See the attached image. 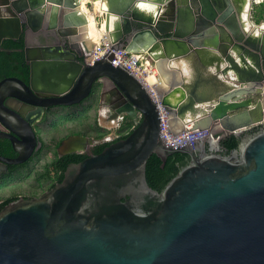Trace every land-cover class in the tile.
<instances>
[{
	"label": "water",
	"instance_id": "1",
	"mask_svg": "<svg viewBox=\"0 0 264 264\" xmlns=\"http://www.w3.org/2000/svg\"><path fill=\"white\" fill-rule=\"evenodd\" d=\"M106 3L102 20L109 49L87 59L93 46L76 39L80 46L72 49L66 42L87 23L78 0H0V42L26 27L43 33L39 59L26 56L27 78L0 80V107L17 116L31 138L21 153L24 135L0 111V122L10 130L0 137L20 150L12 158L0 155V163L25 160L36 142L34 119L7 105L8 97L32 106L73 104L95 82L110 81L120 100L107 103L109 110L133 121L140 113L125 136L70 163L44 194L10 200L0 209V264H264V35L259 40L246 33L252 1L241 9L244 17L232 0ZM212 47L218 51L203 59ZM118 48L159 60L199 56L205 69L170 89L149 88L112 63ZM36 96L51 101L41 104ZM161 111L171 131V119L183 116L193 119L190 128L234 133L240 142L228 153L208 135L167 145ZM255 122L260 123L250 127ZM178 151L189 155L188 163L162 190L150 186L149 156L155 153L163 165Z\"/></svg>",
	"mask_w": 264,
	"mask_h": 264
},
{
	"label": "flooded vegetation",
	"instance_id": "2",
	"mask_svg": "<svg viewBox=\"0 0 264 264\" xmlns=\"http://www.w3.org/2000/svg\"><path fill=\"white\" fill-rule=\"evenodd\" d=\"M39 31L40 30H33L30 27H26L18 32H13L12 37H6L1 40L0 80L9 75H17L24 79L27 78L29 61L26 59V56L39 59L38 56L42 53L39 45L42 43L43 33ZM72 37L71 40H66V42L71 44L72 49H78L80 45L74 43L76 38L75 36ZM7 41L10 42V45H6ZM25 47H27V49ZM2 56L4 57V61L5 59L6 61L5 64L1 65ZM4 61H2V63H4ZM39 67L38 65V68ZM36 74L39 77L41 74L40 70H38ZM96 85L98 86L97 89ZM89 97L92 98V104L97 98L95 102L98 118L96 124L99 125V127H109L111 125L110 127L113 128V131H110L108 134L95 133L89 135L87 133V128H81L66 131L62 135H57L56 138L54 136H52L53 138L49 137V130L51 128L54 130V124L56 120H59L58 115L60 114V110L81 103ZM33 99L39 100L41 104L51 101V98L48 99L47 97L38 98L36 96ZM119 100L118 92L110 81H107L104 85L95 82L90 94L84 97L80 102L73 104H52L46 107L43 105L32 106L20 99L13 97L6 98L7 105L19 110L22 114L29 115L31 119H34L31 126L36 136V142L25 160L17 163H7V166L0 163V176L5 173H10V176L5 175V177L2 178L4 180L9 179L8 177L16 179L20 186L19 191H14L12 194L4 197L0 200V203L4 202L5 205L10 200L19 197L33 198L44 194L63 179L65 169L70 163L79 162L89 155L98 153L108 144L125 136V134H127L140 120V113L138 114V121H133L127 118L126 114L117 113L116 108L112 110L108 108L111 114L107 112L106 116H102L100 112L102 105L108 106L107 103L111 102V104H113ZM43 107L44 111H42ZM0 111L8 117L13 126L15 125L23 133L24 136L20 139L18 147L21 148V153H25L28 151L27 147L31 142L28 130L24 125L19 124L18 117L8 108L0 107ZM101 118L104 122L109 123V125L101 124L99 122ZM121 130H123V132ZM0 132L10 133V130L0 122ZM52 133H55V131ZM79 135L96 139L97 142L89 143L80 141V139L77 138H71L72 136ZM51 138L53 142L49 141ZM51 147L52 149H50ZM19 153L20 150L13 147L9 138L0 137V155L12 158Z\"/></svg>",
	"mask_w": 264,
	"mask_h": 264
},
{
	"label": "built area",
	"instance_id": "3",
	"mask_svg": "<svg viewBox=\"0 0 264 264\" xmlns=\"http://www.w3.org/2000/svg\"><path fill=\"white\" fill-rule=\"evenodd\" d=\"M98 0H89L84 2L92 3V12L94 17L99 15L102 17L103 10H99V7L95 4ZM90 10V9H89ZM103 21L99 22L100 27H102ZM98 24V22H97ZM110 41L104 32L100 37L98 42L93 45V51L87 59H93L101 56L105 51L109 49ZM114 57L111 60L113 64H122L125 66L130 72L137 75L142 82L149 88H153L156 85V81L153 83L146 82L143 79V74L158 75L156 67L153 64L151 57L144 51H129L125 48L113 49ZM260 122H255L250 125L254 126L259 124ZM160 134L167 145L177 146L186 143H194L198 138L209 136L211 140H218L223 136V133L220 131L209 132L207 129H199V128H183L177 131H171L168 125V119L165 115L164 111H161V122H160Z\"/></svg>",
	"mask_w": 264,
	"mask_h": 264
},
{
	"label": "crops",
	"instance_id": "4",
	"mask_svg": "<svg viewBox=\"0 0 264 264\" xmlns=\"http://www.w3.org/2000/svg\"><path fill=\"white\" fill-rule=\"evenodd\" d=\"M89 1V0H87ZM249 0H232L235 9H238L239 14H242L244 17V13H241V9L243 8L244 4L248 2ZM252 1V9L250 13V18L244 21V27L247 30L246 33L250 34V36H257V38L260 40L262 35H264V28H259L254 25V23H261L264 22V18H261L258 20V17L260 16V13L256 12L255 6L259 5L263 0H250ZM97 5V4H96ZM81 14H83L86 18L87 15L84 14L82 11H80ZM239 16V15H238ZM239 18V17H238ZM103 21V20H102ZM264 25V24H262ZM264 27V26H263ZM77 29V27H75ZM82 32L79 33L78 38L76 39L80 40L81 43H83L82 38ZM85 44V43H83ZM95 43H93L94 45ZM92 45V46H93ZM215 51H218L217 48L212 47V49H208L201 57L205 59L206 57H209L214 54ZM154 66L156 67L159 81L165 76L166 79V85L163 86L165 89H170V85L173 84L177 85L180 82H183L187 79L194 78V75L197 74L199 70H204V63L203 60L199 58V56H195L193 59L191 58H184V57H175V58H165L163 60L159 59H153ZM211 70L214 69V66H208ZM221 74V73H220ZM161 77V78H160ZM159 85V83L156 82V86ZM155 86V87H156ZM108 110V106L102 105L100 108V112L102 116H106ZM263 112L264 115V104L261 106L260 112ZM193 122V119H190L188 117L183 116H177L175 119H171L170 125L173 130L177 131L179 129L187 128L191 125ZM216 129L219 128V124H215L214 126Z\"/></svg>",
	"mask_w": 264,
	"mask_h": 264
},
{
	"label": "rangeland",
	"instance_id": "5",
	"mask_svg": "<svg viewBox=\"0 0 264 264\" xmlns=\"http://www.w3.org/2000/svg\"><path fill=\"white\" fill-rule=\"evenodd\" d=\"M86 6L90 9V11H92L93 5L91 2L87 3ZM95 19H97V22H98L97 25L100 27L99 22L102 21V17L97 15V17H95ZM102 25H103V23H102ZM103 33H104V29H103ZM83 43H84V40H83ZM97 88H98V86L96 85V89ZM96 100H97V98L94 100V103L92 104L91 103L92 98L89 97L81 103H77V104H74L72 106H68V107L60 110V114L58 115L59 120H56V122L54 124L55 129L53 130L51 128L49 130V132H50L49 137L54 136L56 138L57 135H62L66 131H71L74 129H81V128H83V129L87 128V133L89 135H92L95 133H97V134L98 133L108 134V133H110V131H113V128L110 127L111 125L109 127L108 126L99 127V125L96 124L97 120H98L97 110H96V105H95ZM88 106H89V108H88ZM99 122L101 124L109 125V123L104 122L102 118L100 119ZM53 131H55V133H52ZM121 131L123 132V130H121ZM52 138H51V140H49L50 142H53ZM50 149H52V147ZM9 174L5 173L4 175L0 176V200L6 196L12 194L14 191H19L20 186H19L16 179H11V177H8L9 179L4 180L2 178V177H5V175H9Z\"/></svg>",
	"mask_w": 264,
	"mask_h": 264
},
{
	"label": "trees",
	"instance_id": "6",
	"mask_svg": "<svg viewBox=\"0 0 264 264\" xmlns=\"http://www.w3.org/2000/svg\"><path fill=\"white\" fill-rule=\"evenodd\" d=\"M256 12L260 13L258 20L264 18V0L257 6H255ZM6 45H10L7 41ZM4 61V57H1ZM1 65L5 64L2 63ZM27 70V69H26ZM28 73V72H27ZM126 135V134H125ZM240 142V135L234 133L223 135L220 138V144L222 151L228 153L231 149L236 148ZM189 155L186 152L178 151L170 154L165 163L161 165V159L152 153L146 162V178L150 186L157 190H162L167 182L189 161ZM4 205L0 203V209Z\"/></svg>",
	"mask_w": 264,
	"mask_h": 264
},
{
	"label": "bare ground",
	"instance_id": "7",
	"mask_svg": "<svg viewBox=\"0 0 264 264\" xmlns=\"http://www.w3.org/2000/svg\"><path fill=\"white\" fill-rule=\"evenodd\" d=\"M84 2L85 0H78V7L80 11H82L84 14L87 15V23L85 24L82 30V36H83L82 38L84 40V43L88 44L87 46L91 47L92 46L91 44L98 42L99 37L103 34V29L105 27H104V22H103L102 27L99 28L93 12L89 10V8L84 4ZM95 4H97V7H99V10L100 9L104 10L107 7L106 0H98L95 2ZM104 32L106 33V36H107L108 33L105 31V29H104ZM143 79L144 81L150 82V83H153L154 81H156L157 83H159V87H163L166 85L167 77L164 76L159 81L158 75H153L152 73H150V74H145V75L143 74ZM153 88L156 89L155 86Z\"/></svg>",
	"mask_w": 264,
	"mask_h": 264
}]
</instances>
